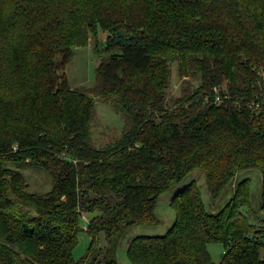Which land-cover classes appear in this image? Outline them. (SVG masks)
I'll use <instances>...</instances> for the list:
<instances>
[{
	"label": "trees",
	"instance_id": "obj_1",
	"mask_svg": "<svg viewBox=\"0 0 264 264\" xmlns=\"http://www.w3.org/2000/svg\"><path fill=\"white\" fill-rule=\"evenodd\" d=\"M99 29L108 34L96 88L117 100L130 127L96 148L95 104L65 69L74 47ZM171 61L203 72L206 105L183 111L186 97L180 110L166 107ZM261 66L264 0H0V264H120L109 252L101 261L100 251L87 263L74 257L85 214L94 243L102 233L115 242L131 226L156 224L158 198L196 169L215 198L258 167L264 213ZM26 167L51 174L53 188L25 192L17 168ZM250 185L248 177L238 181L213 214L196 183L186 184L170 201L172 227L134 237L129 260L216 264L208 244L219 242V264H264V225L250 221Z\"/></svg>",
	"mask_w": 264,
	"mask_h": 264
},
{
	"label": "rangeland",
	"instance_id": "obj_2",
	"mask_svg": "<svg viewBox=\"0 0 264 264\" xmlns=\"http://www.w3.org/2000/svg\"><path fill=\"white\" fill-rule=\"evenodd\" d=\"M98 31L95 35L90 36L91 38L87 45L74 47L71 62L67 64L65 69L70 85L73 88L84 89L92 97L95 104V110L90 123V143L96 148L117 141L130 127V119L119 108L118 103H116L117 100L115 101V98L106 99L102 97L96 88L98 83L96 68L104 55L102 53L104 46L102 47V45L108 34L101 29ZM169 67L171 76L166 90V107L173 110H180L182 107L181 101L186 97H190V99L185 102L183 111H194L209 102V96L207 94L211 89L209 80L207 82L204 80L203 72L199 71L198 68H194L192 64L186 69H182L179 61H171ZM259 70L264 78V67L261 66ZM257 84L264 89V84L261 83L259 78ZM227 85L228 81H223L222 86H224V89L228 88ZM17 169L22 172L25 178V192L41 194L53 188L55 180L51 174L31 167ZM245 177L250 178L251 181L249 200L252 201L255 210L250 221L258 227L259 225H264V213H258L259 198L262 192V171L258 167L243 170L215 198L207 182L206 174L202 169H196L183 181L172 186L170 190L158 198L155 210L158 220L156 224H138L131 226L126 233H118L115 242H111L106 237V234L102 233L101 239L99 241L96 240L94 243V239L87 231V227L84 226L88 219H90V215L85 214L83 218L84 225L82 230L78 232L77 244L73 248L74 257L76 259L86 257L85 261L87 263L94 255H97V252L100 251V255H98L100 261L109 252L113 256L115 254V258L120 264H133L127 256L130 241L137 236H158L167 233L176 220V210L171 206L170 201L179 189L191 182L196 183L201 191V197L207 210L215 214L229 203V200L237 189L238 181L243 180ZM260 217H263V219ZM92 245L93 249L91 248ZM208 245L211 259L216 264H219L222 261L225 251L224 246L219 242L209 243ZM260 257L264 259V247L260 249Z\"/></svg>",
	"mask_w": 264,
	"mask_h": 264
},
{
	"label": "built area",
	"instance_id": "obj_3",
	"mask_svg": "<svg viewBox=\"0 0 264 264\" xmlns=\"http://www.w3.org/2000/svg\"><path fill=\"white\" fill-rule=\"evenodd\" d=\"M217 100H219V99H217Z\"/></svg>",
	"mask_w": 264,
	"mask_h": 264
}]
</instances>
